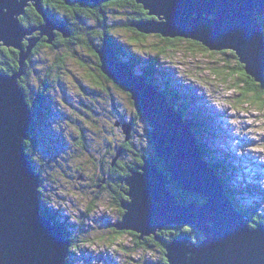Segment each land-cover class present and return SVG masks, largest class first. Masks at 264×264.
Segmentation results:
<instances>
[{
    "label": "rangeland",
    "instance_id": "374dc122",
    "mask_svg": "<svg viewBox=\"0 0 264 264\" xmlns=\"http://www.w3.org/2000/svg\"><path fill=\"white\" fill-rule=\"evenodd\" d=\"M103 1L108 0H100L99 3ZM43 2L54 6L47 0ZM129 2L131 0H111L98 11L80 8L85 20H82L83 16L79 17L77 28L71 26L69 22L66 24L68 26L56 23L58 27L64 26L71 33L70 39L78 30L75 39L79 42L57 45V37L63 33L53 29L55 37L52 44L38 46L41 39L48 41V36L43 34L32 50L37 51L33 63L28 69L29 56L23 69V76L30 71L25 82L29 86L32 100L22 88L33 118L28 132L32 136L31 141L27 138L29 140L27 146L31 149L30 159L35 168L42 169V172L37 171L42 176L43 186L40 189L44 191L47 209V213L42 214L64 228L65 238L71 241L67 257L70 264H160L162 258L166 256L160 243L151 236L141 239L138 235L137 239L129 232L130 230L116 228L124 214L120 212L123 200L113 192V189L115 191L113 181L118 180L116 179L118 171L112 172L111 169L112 167L120 169L116 163L118 159H123L122 163L132 161L134 156L132 151L139 150V153L147 155L151 152V146L155 145L150 132L153 127L150 120L138 114L139 108L133 106L132 99L123 89L112 83L108 85L105 81L103 75L113 78L101 69V59L96 51L101 47L95 46L97 44L89 46L84 42L90 39L96 43L100 42L103 34L117 35V39L122 42L123 50L128 51L125 53L126 56L136 62L134 67L136 74L150 72L152 69L148 67H154L155 72L151 75L154 74L157 83L169 85L165 89L161 85L160 92L164 97L166 94L163 91L169 88L174 95L177 93L178 97H173L172 104H175L177 111L181 108L183 115L191 119L195 130V123L201 116L204 120L208 119L209 130L199 131L197 136L199 141H202L199 149L201 155L204 150L208 161L210 157L208 153L214 152L217 163L224 164V168L220 170L224 171L223 177L233 187L235 196L232 201L235 202V207L244 209L248 214L239 208L246 215L257 214L264 219V94L251 92L250 95L258 94L257 98L260 100L256 103L251 99L239 102L238 98L243 89L245 90L247 82H238V76H233L234 79L230 78L227 82L224 80L225 74L216 73L215 68H224L226 65L227 69L232 70L230 67L235 64L233 50L209 49V52L202 41L179 37L181 40L175 43L176 50H173L174 52L170 50L167 55H162L156 60L158 50H153L150 44L160 41L157 34H146L150 38L148 41L136 43L130 38L134 35L132 29L128 35L116 31L122 29L123 24L127 25L129 18L135 19L138 13V10L127 5ZM29 8L30 6L21 16V22L22 19L25 21L21 24L26 30L31 31L46 21L39 12L41 16L39 18L32 15ZM44 9L43 12L50 21H56L55 18L58 20L66 13L70 14L63 8L56 11L48 10L47 7ZM101 11L105 14L99 13ZM99 16L102 17L101 24L97 23ZM137 22L139 21H134ZM40 33V30H35L31 35L24 36L22 45L26 51L29 46L27 39L40 37ZM3 44L1 42L0 62L7 64L11 53L6 51L16 50L14 58L17 57L18 60L19 67L16 70L18 71L20 50ZM92 51L97 52L99 56L100 69L91 59ZM133 54L137 55V59ZM58 55L64 56L58 60L59 68L49 70L58 64L54 61ZM155 62L158 63L154 66ZM87 77L104 80L109 91L96 92V87ZM40 78L45 80L44 83L50 82L49 86L41 85ZM235 83L239 86H235ZM257 83L262 85L264 91V82ZM120 84L125 88L122 83ZM153 85L157 91V85ZM89 88L95 89L94 93L87 94ZM260 89L258 87L259 91ZM41 90L43 96L39 94ZM118 122L120 126L117 125ZM129 122H132V129H128L130 138L129 146H126L123 144L126 135L122 125ZM119 146L125 147L128 151L124 153L122 150L115 163H111L112 159L118 156ZM126 176L128 175H124L122 179ZM108 177L113 185L111 187L107 185ZM100 181L101 186L96 185ZM121 182L117 183L118 189L126 185ZM43 206L45 205L42 204V208ZM160 232L161 230L158 231ZM66 233L69 237L68 235L66 237ZM148 238L152 243L150 249L138 246L137 242L141 241L144 244Z\"/></svg>",
    "mask_w": 264,
    "mask_h": 264
},
{
    "label": "water",
    "instance_id": "95a60500",
    "mask_svg": "<svg viewBox=\"0 0 264 264\" xmlns=\"http://www.w3.org/2000/svg\"><path fill=\"white\" fill-rule=\"evenodd\" d=\"M89 1L99 4L100 0ZM136 1L150 16H158L157 21L133 23L140 32L192 38L211 51L233 50L245 71L264 82V26L259 18L264 15V0ZM32 3L46 23L29 31L22 26L21 16ZM44 8L42 0H0V45L3 42L20 50L19 70L0 74V264H67L70 252L71 241L65 238L62 225L42 214V176L25 149L33 119L19 82L25 63L43 34L49 44L55 37L53 29L71 35L50 21ZM35 30L41 31L40 37L27 39L26 51L23 38ZM96 51L102 71L125 86L153 124L150 132L156 154L167 164L163 171L144 157L143 164L122 179L128 199L121 201L125 213L116 228L133 231L141 239L159 238V230L179 224L203 233L199 243L188 236L169 242L165 264H264V221L254 222L251 215L235 207L217 171L202 158L196 137L181 115L144 76H134L132 66L120 61L111 42ZM122 127L128 141L132 122ZM121 153L119 149L112 163ZM174 182L206 201L181 203L177 192L170 189Z\"/></svg>",
    "mask_w": 264,
    "mask_h": 264
},
{
    "label": "trees",
    "instance_id": "16d2710c",
    "mask_svg": "<svg viewBox=\"0 0 264 264\" xmlns=\"http://www.w3.org/2000/svg\"><path fill=\"white\" fill-rule=\"evenodd\" d=\"M130 1V0H129ZM63 2H66V1H63ZM44 3V2H43ZM127 5H131L134 9H136V10H138V13H136V17H135V19H131V18H129L130 20L128 21V23H127V25H125V24H123V26H122V29H120V30H116V31H119L120 32V34H127V33H129V30H131L132 28L129 26L131 23L133 24V22L134 21H141V20H145V19H153V20H155L157 17L156 16H150L149 14H148V12H147V10H145V9H143V6L142 5H140L139 3H137V1L136 0H131V2H129V3H127ZM126 5V6H127ZM119 6V5H118ZM104 7V6H103ZM103 7H100V8H102L103 9ZM84 8H86V7H84ZM102 9H100V10H102ZM140 9V10H139ZM99 13H104L105 14V12L104 11H101V12H99ZM22 18V17H21ZM99 18L100 19H102V17H100L99 16ZM105 18H106V16H105ZM261 18V21L263 22V26H264V15L263 16H261L260 17ZM141 19V20H140ZM25 21H23V19H22V23H24ZM24 25H26V24H24ZM124 28V29H123ZM134 28V27H133ZM133 31H131L134 35H132V37H130L131 38V40H133V41H135L136 43H145L146 41H148L150 38L145 34V33H142L141 32V34H137V33H135V30L134 29H132ZM139 31V30H138ZM77 32V34H78V30L76 31ZM75 32V33H76ZM140 32V31H139ZM128 35V34H127ZM157 36H158V38L160 39V41L158 42V43H156V44H153V43H151L150 45L152 46V48H153V50H158V55H156V60H158V58H160V56H162V55H167L168 54V51H175L176 50V42L177 41H179V40H181L179 37H176V38H166V37H163L162 35H160V34H157ZM74 38V37H73ZM117 35L115 34H113V35H111V36H109V35H106V38H105V41H109V42H111L113 45H114V48H115V46H117V44H118V42H117ZM119 48H121V51H116V48H115V51H116V53L118 54V57H119V59H120V61H122V62H125V63H128V64H130L131 66H132V68L134 69V67H135V64H136V62L133 60V59H131V58H128V56H126V54L125 53H127L128 51H125V50H123V47H122V45H119L118 46ZM1 51V50H0ZM173 51V52H174ZM206 51H209L210 52V50H209V48H207L206 49ZM224 52V51H223ZM6 53H8V51H6ZM10 53H11V51H10ZM232 54H233V56L235 57V64H234V66H232V67H230L232 70H230V69H227V65L226 66H224V68H215V71H216V73H218V74H220V75H222V74H225V81H227L228 82V80H230V78H232V79H234V77L235 76H238L239 78V80L237 79V81L238 82H240V81H246L247 82V86L245 87V90L243 89V91H242V94L239 96V98H238V100H239V102H241V101H243L244 99H251L252 101H254V103H256L257 101H259L258 100V94L257 95H250L251 94V92H258V93H260V94H264V91L262 90V85L260 84V83H257L255 80H254V78H252L251 76H249L247 73H246V71H245V68H244V64H242L241 62H240V60H239V58H238V56L234 53V52H232ZM1 57V56H0ZM10 58L11 59H9V62H7V64H4L3 62H0V74H4V73H6V74H10V73H13V72H15L17 69H18V67H19V64H18V60H17V57H15L14 58V55L11 53V56H10ZM14 58V60L12 61V59ZM134 58L135 59H137V55H134ZM1 63H3V64H1ZM156 63H158V62H155V64H154V66L156 65ZM229 65V64H228ZM148 66V65H147ZM149 69H152L150 72H143L144 74L143 75H145V77H147L148 78V82H150L151 84H156L159 88H161V83L159 84V83H157V79H156V77L155 76H153V75H151L152 73H154L155 71L153 70V68L154 67H148ZM147 69V68H146ZM135 70V69H134ZM157 70L159 71V69L157 68ZM161 73V72H160ZM234 76V77H233ZM28 80V76H27V74L26 75H24L23 76V78L20 80V84H21V86L25 89V91H26V94H27V97H29V99L30 100H32V98H30V90H29V86L27 85V82H25V80ZM29 82V81H28ZM44 82H45V80L43 81L42 80V83H41V85H43L44 84ZM153 82V83H152ZM45 85H46V87H48V84H46L45 83ZM164 87V89L165 88H167V87H169V85H166V84H162ZM235 86H239V84L237 83H235L234 84ZM258 87L259 88H261L260 89V91L258 90ZM169 90H172V89H168V90H164L163 92H165V94H166V96H168V99H169V103H170V105L172 106V107H174V108H177L176 106H175V104H172V100L171 99H173V97H178L176 94L177 93H175V95L174 94H172L173 92H170ZM39 94H42V90L41 91H39ZM44 94H42V96H43ZM129 96H130V98H131V95L129 94ZM132 99V98H131ZM132 101V103H133V106L135 107V108H139L138 107V105H137V103H135L133 100H131ZM32 102V101H31ZM32 105V104H31ZM140 110V109H139ZM178 110L179 111H181V108L179 109L178 108ZM181 112H183V111H181ZM138 114L140 115V116H145V114H144V112L143 111H141L140 110V112L138 111ZM146 117V116H145ZM147 118V117H146ZM188 117H185V119L186 120H191L190 118H188ZM120 126V125H119ZM151 126H153V124L151 123ZM209 125H208V119H202V117L200 118V119H198L197 120V123H195V128H196V130L198 131V134H199V131H201V132H205V131H208L209 130V127H208ZM151 128H153V127H151ZM31 135H29L28 136V138H29V140L31 139ZM199 138V137H198ZM29 140L27 139V140H25V144H26V149H27V153L29 154V156H30V147H28L27 146V144L29 143ZM200 140V139H199ZM31 141V140H30ZM129 141V140H128ZM127 140H126V137H125V141H124V145H126V146H129V142H128ZM202 142V141H201ZM154 145V144H153ZM120 148H122V150H124V153H126L127 151H128V149H126L125 147H122V146H119L118 147V149L117 150H119ZM139 151V150H138ZM138 151H132V154L134 155L133 156V160L132 161H129V162H127V163H122V161H123V159H118L117 160V166L119 165V170H117L118 171V178L120 179V182H121V179H122V177L124 176V175H129L130 174V172L132 171V170H136V169H138V166L139 165H141V164H143V158L144 157H147V158H149V159H151V160H153V161H155V163L158 165V167L161 169V170H163V171H165V169H166V162L165 161H163L157 154H156V151H155V146L153 147V146H151V152H150V154H142V153H139ZM202 153H203V157L205 158V156H206V153H204V150H202ZM116 154V153H115ZM115 154H113L114 156H115ZM208 156H210L209 157V160H208V162L210 163V166H212L216 171H217V173L219 174V176H221V178H222V181H223V183H224V185H225V187H226V190H227V194H228V196L229 197H231V198H233L235 195H234V193H233V187L232 186H230L228 183H227V180L225 179V177H223L224 176V171H221L220 169H222V168H224V164H222V163H217V160H216V158L214 157V152H210V153H208ZM31 158V157H30ZM205 160H207L206 158H205ZM112 161H113V159H112ZM112 163V162H111ZM226 165V164H225ZM227 167V166H226ZM37 169V171H40V172H42V169L41 168H36ZM110 176H111V174H110ZM44 177V176H43ZM102 179H103V177L101 176L100 177V180L102 181ZM101 181H100V183H96V185H99V186H101ZM107 181H109V182H107V183H110L111 181H110V178L108 177V179H107ZM42 182H43V180H42ZM43 186V185H42ZM124 186V185H123ZM123 192L122 191H119L120 192V194L121 195H119V199L120 200H125V199H128V196L125 194L126 192H127V190H128V187L125 185L123 188ZM170 189L172 190V191H176L177 192V196H178V198H179V200L181 201V203H188V202H195V203H197V204H201V203H204L205 201H206V198H204L203 196H201V195H199V194H197V193H192V192H189V191H185V190H182L181 188H180V186L176 183V182H174V186H172V187H170ZM40 197H41V199H42V204H44L45 206H43V208H42V212L45 214V213H47L46 211H47V209H46V201H45V198H44V191L42 190V188H41V192H40ZM122 204V203H121ZM238 205V204H237ZM239 206V205H238ZM243 212H245V213H247L244 209H242L241 207H239ZM120 212L121 213H125V210L123 209V207H121L120 208ZM248 214V213H247ZM250 214V213H249ZM124 215V214H123ZM251 216H252V218H253V220H254V222H261V221H264V219L263 218H261L259 215H257V214H250ZM53 217V216H52ZM53 219H55L54 217H53ZM132 235H134V236H136L137 237V239H138V234L137 233H135V232H133V231H129ZM67 233H66V237H67ZM158 237H159V239L156 237V236H154V235H152L153 237H151V238H153L156 242H159L160 243V245L162 246V248H163V250H164V254H166V250H165V247H166V245L169 243V242H171L173 239H175V238H183V237H185V236H188V237H190V239L191 240H193L194 242H196V243H199L203 238H204V236H203V234H202V232L201 231H199L197 228H195L194 226H191V225H188V224H180V225H174V226H172V227H165L163 230H161V232L160 233H158ZM68 237H69V235H68ZM149 239V240H148ZM147 239V241H146V243H144V244H142V242L140 241V242H137V244H138V246H140V247H143V248H146V249H150V247H152V243L150 242V238H148ZM158 240V241H157ZM167 262V258H166V256L165 257H163L162 258V261H160V264H165ZM68 264H70L69 263V261L67 262Z\"/></svg>",
    "mask_w": 264,
    "mask_h": 264
},
{
    "label": "flooded vegetation",
    "instance_id": "af4514ba",
    "mask_svg": "<svg viewBox=\"0 0 264 264\" xmlns=\"http://www.w3.org/2000/svg\"><path fill=\"white\" fill-rule=\"evenodd\" d=\"M43 1V0H42ZM48 2H52L53 4H54V6H51V5H49L48 3H43L44 4V7H47L48 8V10H54V11H56V9H58V8H63V9H66L67 11H69L70 12V14L69 13H66L63 17H60V18H58V15H57V18H58V20L55 18V20H56V22L57 23H63V25H65V26H68V25H66L67 24V22H69V24H71V26L73 25V26H75L76 28H77V26H76V23L78 22V18L79 17H82V20H85V17H84V15H83V12L80 10V8H84V7H86V9L87 8H90V9H94V10H96V11H98V10H100V9H102V8H100V7H103V6H105L106 5V2L107 3H109V1H111V0H108V1H103V2H101V3H96V2H94V1H79V0H69L70 1V3H68L66 0H47ZM54 1V2H53ZM63 1H66V2H63ZM51 4V3H50ZM70 4V5H69ZM30 6V8H29V12L32 14V15H34V16H36V17H41L40 16V14L38 13V11L36 10V8L31 4V5H29ZM141 20V19H140ZM99 21V22H98ZM98 21H97V23H100L101 21H102V19H100V18H98ZM39 22H41V21H39ZM134 23V22H133ZM101 24V23H100ZM132 29H134L135 30V33H137V34H141V32H139L136 28H133V26H132V23L129 25ZM71 30H73L72 28H71ZM79 32V31H78ZM66 35H69V33L67 32L66 33ZM76 35H77V32H76ZM75 35V36H76ZM70 36L71 35H69V37H66L64 34H62V36H58L57 37V45H59V44H69V43H78L79 42V40H76L75 39V36H74V38L72 37L71 39H70ZM78 36V35H77ZM105 37H106V35L105 34H103L100 38H101V40H99L100 42H94L92 39H90V41L89 40H84V42H86V43H88L89 44V46H91V44H92V46L94 45V44H97V45H95V46H99V47H102L103 45H104V43L106 42L105 41ZM75 39V40H74ZM77 41V42H76ZM117 42H118V44H117V46H115V48H116V51L118 52V51H121V48H119L118 46L119 45H122V42L121 41H119V40H117ZM56 44V43H55ZM49 44L47 43V41L45 40V39H41V41L38 43V46H48ZM90 49L92 50V47H90ZM11 51V53L15 56L16 54H17V51L16 50H9L8 51V53ZM35 52H37V51H34V52H32V54L30 55V58H29V63H27V67H28V69L30 68V66H31V64L33 63V57H35L36 56V53ZM59 56V55H58ZM62 57H64L63 55H61ZM62 57H58V58H56L55 57V63H58V64H55L53 67H51V68H49V70H52V69H54V68H56V67H58L59 68V62H58V60H60V58H62ZM9 59H11L10 57H9ZM9 59H8V62H9ZM91 59H93V62H94V64H97L98 65V67H99V69H100V59H99V56H98V54H97V52H93L92 51V55H91ZM14 60V58L12 59V61ZM134 72H135V70H134ZM27 73V76H29V74H30V71H28V72H26ZM103 75V74H102ZM103 77H104V79H105V81L107 82V84L109 85L110 83H112L113 85H115V86H117V87H119V88H121V89H123L128 95L130 94V92L128 91V90H126L118 81H116V80H114V79H111V78H109L108 76H105V75H103ZM88 78V80L91 82V84L93 85V86H95L96 87V92H103V91H109V87H108V85H106V83H105V81L103 80V81H100V80H97V79H94V78H89V77H87ZM41 79V78H40ZM43 79H41V81H42ZM44 81V80H43ZM45 84V83H44ZM46 84H48V86H49V84H50V82H46ZM52 85V84H51ZM82 88H84L83 86H82ZM97 89H100V90H97ZM88 91H86L87 92V94H90V93H94V90L95 89H92V90H90V88L89 89H87ZM131 95V94H130ZM139 112H140V110H138ZM119 166V165H118ZM117 168H113L112 167V169H111V171L112 172H117ZM114 174V173H113ZM117 174H118V172H117ZM112 177L114 176V175H111ZM116 179H118L117 181H113V185H114V188H115V191H114V189H113V192H114V194L116 193L117 194V196H119V195H121L120 194V192L119 191H122L123 192V189H121L120 190V188L118 189V186H119V184H117V183H120V179L118 178V175H117V177H116ZM107 185L108 186H113L112 185V183L110 182V183H107ZM151 237H153V236H151ZM153 239V238H152ZM158 241V240H157ZM165 257V256H164Z\"/></svg>",
    "mask_w": 264,
    "mask_h": 264
},
{
    "label": "bare ground",
    "instance_id": "6f19581e",
    "mask_svg": "<svg viewBox=\"0 0 264 264\" xmlns=\"http://www.w3.org/2000/svg\"><path fill=\"white\" fill-rule=\"evenodd\" d=\"M54 2V1H53ZM70 5V4H69ZM151 16H156L157 18L155 19V21H157L158 20V16L157 15H151ZM56 21H54V23H55ZM126 25V24H125ZM163 36V35H162ZM164 37V36H163ZM167 38V37H166ZM168 38H171V37H168ZM176 38V37H175ZM182 38H184V39H187V40H189L188 38H185V37H182ZM206 47L207 48H209L207 45H206ZM210 49V48H209ZM214 51H216V50H214ZM221 51V50H220ZM146 54V53H145ZM134 55V54H133ZM132 70L134 71V69L132 68ZM134 76H137V78H141L140 77V75H137V74H134ZM142 76H144L143 74H142ZM160 77V76H159ZM144 78H146L145 76H144ZM147 79V78H146ZM145 79V80H146ZM160 80V79H159ZM146 82H147V80H146ZM148 83V82H147ZM149 84V83H148ZM150 85H151V83H150ZM153 85V84H152ZM156 85V84H155ZM162 85V84H161ZM158 87V86H157ZM155 88V90H156V87H154ZM160 89L161 88H157V90H159V92H160ZM164 89V88H163ZM162 95H163V93L162 92H160ZM173 94V93H172ZM179 95V94H178ZM165 99H166V102L169 104V106L171 107V105H170V103H169V99H168V96H165ZM168 99V100H167ZM172 100V99H171ZM173 103V102H172ZM172 109H173V111L174 112H176V113H178V114H180L181 115V117H182V119H183V121L188 125V127H189V129H190V131L194 134V136L196 137V141H195V144H196V146H198L199 148H201V146H202V143L199 141V138L197 137L198 136V132H196V130L193 128V126H192V121L191 120H186L185 119V116L183 115V112H181V111H177L176 110V108H174V107H171ZM195 108V107H194ZM195 110V109H194ZM197 110V109H196ZM203 113V112H202ZM209 115H211V114H209ZM184 116V117H183ZM202 117V116H201ZM212 118V117H211ZM188 119V118H187ZM197 123V122H196ZM153 128H154V126H153ZM203 156V155H202ZM208 162V161H207ZM262 222V221H261ZM56 223V222H55ZM57 224V223H56ZM162 230V229H161ZM160 231V230H159ZM203 234V233H202ZM152 236V235H151ZM204 236V235H203ZM159 239V238H158Z\"/></svg>",
    "mask_w": 264,
    "mask_h": 264
}]
</instances>
